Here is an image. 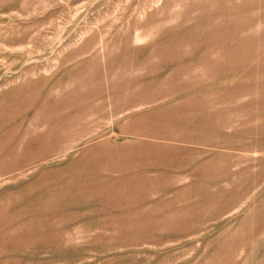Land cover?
I'll return each instance as SVG.
<instances>
[{
    "label": "rangeland",
    "instance_id": "obj_1",
    "mask_svg": "<svg viewBox=\"0 0 264 264\" xmlns=\"http://www.w3.org/2000/svg\"><path fill=\"white\" fill-rule=\"evenodd\" d=\"M0 264H264V0H0Z\"/></svg>",
    "mask_w": 264,
    "mask_h": 264
}]
</instances>
